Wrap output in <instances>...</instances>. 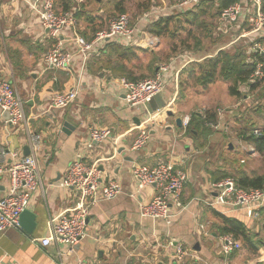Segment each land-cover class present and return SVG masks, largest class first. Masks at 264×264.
Segmentation results:
<instances>
[{"label":"crops","instance_id":"1","mask_svg":"<svg viewBox=\"0 0 264 264\" xmlns=\"http://www.w3.org/2000/svg\"><path fill=\"white\" fill-rule=\"evenodd\" d=\"M61 8L59 6V12ZM153 21L155 20L143 19L139 20L138 24L144 27ZM78 22L76 20V23ZM78 26L81 28L79 23ZM63 38L64 48L71 50L73 43L68 42L67 36L61 37ZM249 39L248 37V41ZM55 43L46 29L39 24L25 0H0V77L14 83L24 102L27 123L31 119L32 130L41 135L36 155L43 181V191L35 193L28 209L35 215V224L30 232L21 227L8 228L0 233V264H60L56 254L62 245L52 243L42 246L33 243L31 239L47 236L49 219L63 215L71 208V190L61 188L57 181L77 155H81L87 164H96L103 181H118L123 187V193L115 199L99 201L90 207L86 236L71 254L64 257L65 264H264V219L252 224L248 222L263 243L256 254L247 252L240 244L233 254L224 255L220 249L221 235L215 231V226L221 224V219L215 212L245 220L246 218L239 211L230 212L224 208L208 206L214 195L210 183L233 171V166L227 164L225 159L234 157L233 152L241 150V143L248 144L235 135L236 122H225L212 106L213 97H217V103L221 104L220 101H223L222 106L226 107L224 111L230 115L234 108L240 105L237 101L239 98L229 95V83L217 79L206 87L192 86L202 97L196 99H201V104L203 97L211 99L201 107L198 106L200 108H192L187 113L177 104L179 101L184 103L188 100L185 95L186 87L184 86L181 98L177 99V94L181 88L180 72L190 62H186L188 57L184 60L177 59L179 55L170 56V46L162 45L160 38V43L154 49H145L146 52L136 51L137 58L125 62V65L130 76L145 77L146 70L153 76L160 63L176 59L178 81L177 84L171 83L160 95L165 101L164 107L153 111L144 106L128 107L122 90L115 82L120 77H128H113L109 70L101 67L94 68L97 70L95 72L86 68L78 96L72 104L64 109L50 110L48 104L51 96L55 92L70 89L76 83L80 64L75 61V68L71 72L45 66L43 56ZM218 49L220 48L209 56H214ZM147 54L149 56L145 58L144 55ZM140 58L145 65L133 63ZM200 59L193 58V61ZM239 91H247V86L241 85ZM243 95L244 98L246 95ZM246 97L249 103L251 96L248 94ZM243 104L246 106L241 108V112L245 110V113V108L249 105ZM168 110L171 114H168ZM206 111L216 115L213 125L221 119L220 124L224 123L225 126L220 125L218 129L222 132H201L196 127V130L192 128V131L187 133L186 128L182 126L183 118L190 115L192 119V113ZM248 113L249 111L247 116ZM249 116L253 118L255 115ZM177 118L181 119V126L176 124ZM257 118L260 127L264 124V117ZM206 123L211 122L205 121L204 125ZM226 125L230 127L229 130ZM89 126L110 127L111 137L88 146ZM22 128L24 127L9 128L5 123L4 114H0V149L17 150L25 155L24 147L27 142L25 129ZM140 128L149 131V139L141 149L134 151L130 147ZM244 128L239 136L251 134L246 125ZM20 133L24 136L21 137ZM229 144L232 145L231 148L228 147ZM248 154V157L263 161L258 153ZM236 158L240 161L238 156ZM159 161L176 162L178 167L188 174L181 195L184 208L174 213L169 224L142 217L139 213V203H148L154 196L153 187H144L139 192L138 199H131L127 194L133 187L130 167L134 164L152 167ZM258 167L244 170L249 175L255 174L256 171L263 173ZM177 244H181L186 252L181 262L173 259L174 246Z\"/></svg>","mask_w":264,"mask_h":264},{"label":"built area","instance_id":"2","mask_svg":"<svg viewBox=\"0 0 264 264\" xmlns=\"http://www.w3.org/2000/svg\"><path fill=\"white\" fill-rule=\"evenodd\" d=\"M74 1L81 2L82 0ZM199 1L175 0L169 8L176 10L187 5H197ZM25 2L37 17L39 24L47 30L50 38L56 41L43 56L45 66L72 71L75 68V61L80 63L78 64L79 75L75 80L76 83L70 89L55 92L51 96L48 104L50 110L64 109L76 100L87 61L100 50L106 41L112 39L121 45L135 46L143 50L154 49L160 43L158 36L138 28L136 23L132 24V19L127 13L110 17L106 28L97 30L93 38L88 41L73 30L76 19L72 10L56 12L54 0H25ZM248 2H250V7L248 10L246 9L242 18L247 17L249 29L243 31L239 37H249V51L257 52L264 57V43L257 41L264 29L262 0H248ZM243 12L244 8L240 2L228 5L219 14V28L230 27L239 20ZM158 17L160 16L156 15V10H150L144 12L139 20L151 21ZM64 36L68 37V42L73 43L71 50L64 48L62 42L64 38L61 39ZM180 58H184V60L187 58L186 62L193 61L189 55H179L177 59ZM176 64V59L160 63L153 76L142 80L135 81L126 77L116 79L115 82L122 90L126 105L130 108L146 107L154 96L162 95L171 83L177 84L179 71ZM260 67L261 63H257L250 82H255L262 76ZM4 113L8 116L5 118V123L9 125V128L24 127L29 153L23 155L17 150L0 149V233L8 228L20 229V214L29 209L35 193L39 190L43 191V181L36 155L41 135L30 130L23 99L14 83L0 77V114ZM217 114L220 118L224 116L221 109H217ZM190 120V115H186L182 120V126L187 128ZM220 123H222L221 119L214 125V128L218 129L220 125L221 127L224 125V123ZM210 125L213 126V124ZM111 134L110 127L89 126L88 146H91L93 142L100 143L109 139ZM251 134L259 135L260 129L253 128ZM148 139L149 131L140 128L130 149L134 151L141 149ZM241 149L253 155L257 154L249 143H241ZM178 165L172 161H159L152 167L139 164L130 167L133 187L127 194L131 199H138L139 192L146 186L153 187L155 191L148 203H139V213L142 217H149L154 221H163L169 224L174 213H178L184 208L181 195L188 174ZM57 184L63 189L71 190L72 206L63 215L49 219L47 236L31 239V241L42 246L52 243L62 245V248H58L56 256L60 264H65L64 257L71 254L86 236L90 207L99 201L115 199L123 193V187L115 179L103 181L97 165L85 163L81 155H77L70 161ZM210 188L214 195L208 203L209 207L224 208L230 212L239 211L255 223L261 218L260 210L264 208V187L240 188L237 187L233 178L226 177L211 182ZM219 240L220 249L224 255H229L240 247L239 241L230 234L221 235ZM170 244L172 243L170 242ZM185 255V249L181 244L174 246V261L181 262ZM78 264L89 263L79 262Z\"/></svg>","mask_w":264,"mask_h":264},{"label":"trees","instance_id":"3","mask_svg":"<svg viewBox=\"0 0 264 264\" xmlns=\"http://www.w3.org/2000/svg\"><path fill=\"white\" fill-rule=\"evenodd\" d=\"M246 1L247 0H214V5L219 17L220 12L228 5L235 2L246 4ZM54 3L56 12H59V8H57L59 6L62 7L60 9L61 11H73L76 20L79 21L78 23L81 25V28H79L78 23H76L73 30L77 34L84 37L86 40H91L94 36V33L100 29L101 23H99V12L101 10L102 0H82L81 2H77L74 0H54ZM117 5L118 3L116 4V6ZM197 5L199 6L200 3ZM191 6L196 5H187L185 7L176 9V11H183L181 15L184 16L190 12L189 8ZM262 10L264 11V0H262ZM120 11H122V9ZM93 14H96V16H93ZM196 15L197 13H194L192 16L196 17ZM176 18L177 17H173V14H166L164 16L162 15L158 17L152 23L146 24L144 27H142V25L140 24H138L137 26L138 28L145 29L149 33L154 34L158 37L169 36V38H172L175 35L174 31L172 30V26L178 27V25H181V22H178ZM81 23H84L86 26ZM132 24L135 23L132 22ZM87 31H89V33ZM257 41L260 43H264V34H262L257 39ZM185 42H183L182 45H184ZM229 42L226 44L227 46L224 45L226 47H224L223 45H217V47L215 46V48L220 49H218L216 54L212 57L209 56L210 54L203 53H207L205 49H202L201 52H194L195 55L194 53L191 54L192 58L201 59L188 63L181 70L179 76V87L181 88L180 90H178L177 99L181 98L184 92V86L186 87L191 84V87L197 85L206 87L207 85L215 82L217 79H222L223 81H227L229 83V95L236 98H243L244 95L239 91V88L241 85H246L247 91L249 92L245 94L246 96L248 94L251 95V93L255 92V106L253 109V113L255 114L256 126V119H258L257 117H264V57L260 56L257 52L248 51V47L250 45L249 41L248 43H245L246 41H244L245 45H233L235 41L233 43ZM217 43L218 41H213V45ZM136 51L146 52L145 50H141L136 47L121 45L110 39L106 41L100 48V50L96 54H93V56L88 60L86 68L90 72H95L97 70L94 68L99 69L101 67H104L110 71L113 77L124 75L127 76L128 79L135 81L145 79L147 77L130 76L126 69L125 62L137 58ZM257 63H261L260 70L262 72V76L259 79H256L255 82H250V78L257 68ZM130 72L131 71H129V73ZM130 74L132 75V73ZM191 116V123L186 128L187 133H190L192 131V128L195 129L196 127H198L197 129L201 132L211 133L210 128H206L204 126V122L209 121L211 123H214L216 121V118H214V116L216 115H214L210 111H206L205 113L194 112L191 114ZM259 129V135L253 136L252 134H250L248 136H244L243 134L242 140L251 144L254 150L262 156L264 161V124L260 126ZM235 169L236 168L233 167V171ZM228 174L230 173H225L224 175H222L223 177L221 176V178H219V180L229 177L230 175ZM231 177L235 179L237 187L240 188L247 189L251 187H264V173L260 174V172L258 171H256L255 174L249 175L243 168L239 167L235 170V174ZM214 181H218V179L216 178L214 179ZM260 213L261 218L259 219V221L264 219V208L260 210ZM215 214L221 219V224L217 227L215 226V231L218 232L219 235H232L234 239L240 242L241 247L244 248L247 252L256 254L257 250L260 248V246L263 245V243L258 237L257 232L252 230L251 226L248 225V222L252 224L254 223L253 221L247 219L245 215L244 217L246 218V220L238 216H229L217 212H215ZM234 252L235 251H232L229 255L233 254Z\"/></svg>","mask_w":264,"mask_h":264},{"label":"rangeland","instance_id":"4","mask_svg":"<svg viewBox=\"0 0 264 264\" xmlns=\"http://www.w3.org/2000/svg\"><path fill=\"white\" fill-rule=\"evenodd\" d=\"M174 0H102L101 3V9L102 11L99 12V23L100 24V29L106 28L107 21L110 17H113L114 15H117L118 13H127L130 15L132 22L138 24L139 22V17L142 16L144 12L150 11V10H156V15L157 16H162V15H169L173 14V17H177L176 20L178 22H183L181 25L177 26H172V30L174 31L175 35L172 38H169V36H164L160 37L162 45H169L170 46V56L174 55H190L194 52H201L202 49H205L207 51L203 52L204 54H212L217 48V45H226L229 41L236 44H242L245 45V43H248V38L247 37H240L243 33V31L249 29L248 27V22L246 21V18H242L244 16V13H246V9L248 10L250 7V2L248 0L246 1V4L242 3V6L244 8V12L242 13L241 17L236 23H233L230 27H223L219 28V21H218V13L215 9V2L214 0H200L199 3L200 5L196 6H191L189 8V14L182 16L181 13L183 11H176L175 9L169 8ZM204 1V2H203ZM118 5L116 6V4ZM59 8V7H57ZM201 8V9H200ZM122 9V11H120ZM252 11V8L250 9ZM194 13H197L196 17H193L192 15ZM181 15V16H180ZM93 16H96V14H93ZM193 17V18H192ZM190 20V21H188ZM82 24V23H81ZM221 25V24H220ZM221 30V31H220ZM241 33V34H240ZM164 38V39H163ZM186 41V42H185ZM213 41H218L217 44L213 45ZM244 41H246L244 43ZM183 42H185L184 45ZM229 42V43H230ZM227 46V45H226ZM224 46V47H226ZM228 48V47H227ZM144 53H142L143 55ZM200 54V53H198ZM145 58L148 57L149 55H144ZM133 63L135 65L143 66L145 65V62L142 60V58L134 60ZM147 65V64H146ZM145 74L147 76L145 77H150L149 71L146 70ZM18 90V89H17ZM220 91V90H219ZM19 92V91H18ZM243 94L249 93L248 91L242 92ZM20 94V93H19ZM185 95L188 98L184 103L181 101L177 102L178 106L181 109H185L184 111H187L192 109L193 110L197 107L200 108L202 104H206L209 101V98L211 97H203V103L201 104V99L198 95L197 92L194 91V88L191 87V84L186 86L185 88ZM251 97L248 99L250 102L247 103V98H239L237 99L238 104L236 108H234V112L231 113L230 115L229 112L225 113V108L223 107L222 103L223 101H220L221 104L217 103V97H213V109H221L223 113V118L225 119V122L233 121L236 122L235 125V135L238 137V139L241 140L242 136H239L243 133L245 130L244 126L246 125L249 130H252L255 127L259 128L258 121L256 120L257 124L255 126V114L254 112V106H255V92L251 93ZM201 98L199 100H196L197 98ZM236 101V102H237ZM196 103V104H195ZM216 103V104H215ZM243 103L249 105L247 106V111H249L248 116H247V111L244 113L241 112V108L245 107ZM230 105V104H229ZM236 105V104H235ZM200 106V107H198ZM232 108V107H230ZM229 108V109H230ZM249 115H253L254 117L252 118ZM31 119L28 120V125L31 131L32 130V124L33 122L30 121ZM210 124L213 123H206L204 125L207 128L211 129V132L214 133H220L222 132L221 129L214 128V125L211 126ZM228 130L230 129L229 126H227ZM24 130V128H22ZM21 129V130H22ZM234 132V131H232ZM23 133V132H22ZM20 133L21 137L24 136ZM217 137V134L215 135V139ZM241 137V138H240ZM214 139V140H215ZM243 139V138H242ZM234 157H227L225 159L226 163L229 164L230 166L232 165L236 169L241 167L243 169H250V168H255L259 166V170H263L264 173V161H259L255 160V157H248L249 154L245 152L244 150H236L233 152ZM222 156V155H221ZM236 156L240 158V161L237 160ZM243 159H242V158ZM230 159V160H229ZM240 162V163H239ZM231 166V167H232ZM261 167V168H260ZM235 169V170H236ZM235 170L231 172L228 175L229 177L233 176L235 174ZM233 178V177H231ZM235 180V179H234Z\"/></svg>","mask_w":264,"mask_h":264},{"label":"water","instance_id":"5","mask_svg":"<svg viewBox=\"0 0 264 264\" xmlns=\"http://www.w3.org/2000/svg\"><path fill=\"white\" fill-rule=\"evenodd\" d=\"M47 31V30H46ZM165 106V101L162 99V97L160 95H156L153 97V99L146 105V108L148 110H156L158 108H162ZM168 114H171V111L168 110L167 111ZM4 117L7 118V114L4 113ZM139 122V121H138ZM176 124L178 126H181V119L180 118H177L176 119ZM229 148L232 147L231 144L228 145ZM29 153V150H28V146H25L24 147V154L27 155ZM34 218H35V215L34 213H32L31 211L29 210H25L23 211L21 214H20V225L21 227H23V229L26 231V232H30V230L32 229V227L34 226L35 222H34ZM262 227L264 229V222L262 223Z\"/></svg>","mask_w":264,"mask_h":264}]
</instances>
